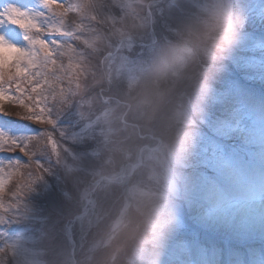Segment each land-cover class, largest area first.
Masks as SVG:
<instances>
[{"label": "rangeland", "instance_id": "obj_1", "mask_svg": "<svg viewBox=\"0 0 264 264\" xmlns=\"http://www.w3.org/2000/svg\"><path fill=\"white\" fill-rule=\"evenodd\" d=\"M57 2L67 7L78 0ZM106 2L112 4V0ZM203 2L163 0L151 9L152 31L160 43L145 54L142 69L124 80L119 90L107 91V78L101 85L94 84L91 75L86 78L93 86L76 98L86 117L94 121L100 116L109 106L104 103L109 96L113 97L111 106L115 99H121L122 105L113 118L109 143L101 138L96 154L95 141H61L77 153L88 152L82 165L85 172L64 154V163L81 181L78 190L71 180L59 187L55 177H47L49 189L28 197L44 216L71 207L64 200V193H70L81 204L77 215H85L83 239L80 221L62 222L56 251L43 257L45 264H264V0H230L243 23L235 42L223 50L201 41L194 30ZM9 4L47 12L40 0H0V9ZM157 9L163 10L171 30L162 27ZM105 11L108 27L80 16L75 9L63 20L70 30L82 24L107 33L121 9L113 5ZM0 35L16 46H26L16 26H0ZM43 38L65 37L45 33ZM186 38L195 51L183 67L157 63L165 49ZM69 42L84 49L75 39ZM105 54L89 58L97 66L93 71ZM63 63L67 65V58ZM101 87L106 89L103 97ZM12 94L16 95L14 88ZM0 112L7 113L0 115V131L11 135L51 130L20 119L28 112L15 101H0ZM66 123L67 118L62 119L61 124ZM53 135L59 139L58 132ZM12 158L28 163L19 149L0 152V159ZM34 159L45 162L41 156ZM5 171H9L6 164ZM26 171L20 168L5 176V204L12 203L11 194ZM95 172L100 175L93 177ZM25 227L13 225L8 236L0 232V247L15 236L23 237Z\"/></svg>", "mask_w": 264, "mask_h": 264}, {"label": "snow or ice", "instance_id": "obj_2", "mask_svg": "<svg viewBox=\"0 0 264 264\" xmlns=\"http://www.w3.org/2000/svg\"><path fill=\"white\" fill-rule=\"evenodd\" d=\"M162 2L163 0H134L133 3H123L121 0H112L110 5L106 0H86L84 3L78 0L77 3L64 7L57 0H40L42 8L47 12L24 10L13 4L0 9V26H16L22 30L26 41L25 47H19L0 35V45L6 50L4 57L0 59V101L19 103L28 112L20 119L51 128L15 136L0 131V152L10 153L19 149L20 153L28 157L26 164L19 158L6 161L0 159V232L8 236V230L13 225L26 226L23 237L15 236V239L0 247V264H9V254L10 264H45L43 257L56 251V236L64 221L68 224L80 221L82 239L86 235L83 223L85 215H77L81 204L70 193H64V200L71 207L56 209L54 214L44 216L32 207L28 197L34 192L49 189L47 177H55L59 187L71 180L74 188L79 189L81 181L72 175L74 169L64 163V154L77 162L80 172H85L82 165L88 159V152L77 153L61 141L73 144L95 141L96 149L93 154H96L99 152L101 138L105 144L109 143L113 134V118L122 101L115 99V106H111L113 97L109 96L104 100L109 106L93 121L90 115L86 117L80 111L81 100L76 98H82L83 93L93 86L86 79L90 75L96 85L103 84L107 78V91H111L113 87L119 90L124 80L134 78L144 65L145 54L152 52L160 43L152 31L155 21L151 9ZM113 5L120 7L121 16L118 20L112 18L107 33L82 24L70 30V26L63 20L68 12L75 9L80 16L108 27V13L105 10H110ZM144 9H148L146 16L141 15ZM157 11L163 20L162 27L171 30L169 21L163 18V10ZM76 32L87 34L75 35ZM45 33H58L65 38L46 40L43 38ZM69 38L82 43L84 49L78 50L69 42ZM101 53L106 54L100 60L97 71H93L97 66L89 58ZM64 58L68 60L67 65L63 63ZM65 81L67 86H63ZM13 88L15 96L12 94ZM105 91L101 87L99 95L103 97ZM86 103L91 104L92 101ZM0 115L7 113L0 112ZM64 118H67V123L61 124ZM121 122L124 123L123 116ZM96 128L100 129L99 132ZM53 131L59 133V139L53 135ZM36 156L45 158V162L34 159ZM5 164L9 169L7 172ZM33 167L35 171L31 170ZM20 168L27 170L25 176L11 194L12 203L5 204L2 198L5 176H11L12 170ZM92 175L96 177L100 174L95 172ZM87 202L93 203L92 200ZM84 207L87 210V205ZM37 224L40 225L39 228L35 227ZM41 245H44L42 251Z\"/></svg>", "mask_w": 264, "mask_h": 264}, {"label": "clouds", "instance_id": "obj_3", "mask_svg": "<svg viewBox=\"0 0 264 264\" xmlns=\"http://www.w3.org/2000/svg\"><path fill=\"white\" fill-rule=\"evenodd\" d=\"M242 19L236 16L230 0H204L198 9L195 31L199 39L210 42L221 50L230 47L236 40ZM5 48L0 45V59L5 55ZM195 48L190 38L181 44L165 49L158 58V64H179L183 67Z\"/></svg>", "mask_w": 264, "mask_h": 264}]
</instances>
